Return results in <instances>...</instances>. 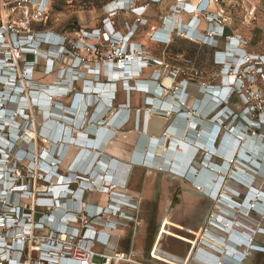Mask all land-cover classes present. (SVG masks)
Returning <instances> with one entry per match:
<instances>
[{"label": "built area", "instance_id": "built-area-1", "mask_svg": "<svg viewBox=\"0 0 264 264\" xmlns=\"http://www.w3.org/2000/svg\"><path fill=\"white\" fill-rule=\"evenodd\" d=\"M164 1L166 0H148L144 6L138 5L140 4V0H110L106 4L107 17L104 20L102 30L104 31L103 35L108 36L103 38V42L116 45L111 40L113 35L108 34L109 32L118 33L116 29L124 28L130 33L125 35V38L128 36V39L125 42L123 40L119 44L121 48L126 45L124 47V55L119 53L120 56L117 59L113 58V60L119 63L120 68L118 67L117 69L122 72L123 76L121 77L125 76L126 79L113 77V81H109V77H106V75L109 76L113 72V69H115L111 68V65H108L109 68L103 72V77L107 80L103 85L110 83L111 86H114L113 93L110 96L111 105L116 97V85L118 82L123 85L130 80H136V78L139 80L143 71L153 66V64L148 63L147 59L138 56L140 60L138 64L141 63V65H138L137 75H131L132 73L127 64L131 62L129 58L133 54H129L131 53L129 45L131 44L130 39H132L133 33L137 31L138 27L136 24L130 25L127 22L125 24L115 23L113 19L118 14L130 12L142 26L144 25L142 21H144L145 7L159 5ZM170 1L174 3L168 17L164 19V24L168 25L170 33L177 32L180 28L184 27L191 29L193 27L190 26L192 21L188 25H183L176 21V18L181 19V15L183 14H194L195 7L189 4V0ZM213 1L215 4L218 3V0ZM46 2L47 0H17L11 3L12 6L9 10H24L23 14L25 17H23L21 25L25 29L28 27L30 29L32 24L46 22L48 18V4ZM208 5L209 0H200L196 9L204 13ZM169 18H173V22ZM13 28L12 25L7 26L4 21L0 20V264H149L135 261L134 255L130 251L125 253L117 248L108 250L114 230L118 228L125 229L129 225L135 227L137 224L140 198L134 199L126 193L118 191L120 190L119 185L114 180H108L105 177L106 175L104 177L95 175L93 171L82 173L79 170L74 171L70 168L63 171L59 168V162L62 159L58 155L59 150L56 152V157H53L46 147L45 149L43 148L42 152L39 153V162L34 167L32 164L34 157L32 152L28 153L19 148V142L28 143L36 138L35 136L28 138V134L31 132L26 133L24 137H21V134L27 126V112L30 109L27 102L29 101V105L32 108L38 109L39 107L38 104L36 106L33 105V96L38 95V92L33 89V71L35 66H37V58L40 57L45 60V76L55 74L58 78L59 84L53 87L57 91L58 97L72 94L74 101L80 95L81 98L79 100L85 102V95L87 94L71 91L72 84L82 79L81 77L83 76V72L78 71L75 67L76 64L83 62L80 57L75 55V51L78 50L76 47L81 45L87 48H85V51L92 49L97 53L99 52L98 46L88 42L85 43V46L84 44L70 41L65 36L48 32H36L33 35L17 36L14 34ZM96 31L98 34L100 33V30H93L91 32L82 31L81 38H90L97 43L100 38L98 37L96 40L97 35L93 33ZM46 36H49L48 40L45 39ZM159 42L164 43L163 40ZM43 47L44 52L42 51ZM120 47L117 48L118 52L121 49ZM127 52L128 54H125ZM25 54H31L33 59L31 61H24L22 56ZM70 59L73 60L72 64H69ZM18 62H20V66H18ZM56 62L66 63L67 69L57 70L54 73V64ZM109 64L114 66L113 62ZM84 69L96 72V68L85 67ZM93 75L96 77L99 73ZM67 78L71 79L69 81L70 86L62 84L66 82ZM89 82L91 81H85L86 84ZM126 87L129 91L125 89V92H128L127 96H129V93L133 90L128 89V86ZM161 89L164 90L163 88ZM139 92L149 94L144 91ZM24 94L27 95V98ZM94 95L95 93H92L91 97ZM159 95L160 93H157V91L151 94V96ZM148 99L153 98L146 97L145 102ZM51 103L49 102L48 106H51ZM87 104L88 107L84 112L86 115L84 116L82 126H89L92 118L91 109L95 110L98 105L93 99L91 103L88 102ZM149 104L153 108L154 104L150 102ZM163 105L165 107V104ZM118 107V111L121 112L117 111L118 113L114 116H117L118 120L121 119L125 122L126 118L123 112L125 111V107L129 106L126 103L122 107ZM81 111L82 108L79 106L71 108L70 113L67 115L68 121H79ZM77 112H79V115L76 118ZM214 116L209 120H213ZM220 121H222L221 124ZM93 122L94 124L91 125L98 128L109 124V120L107 121L102 118L96 119ZM223 123L224 120H220V116L215 118L212 123L214 126L216 124L219 125L217 134L220 133ZM194 126L196 127V125ZM49 134L50 136H40L41 142L47 146L58 135L53 131L52 135L51 132ZM51 136L53 140H50ZM193 149L196 151L195 154L199 151L197 148ZM217 157L221 161V164L215 167L214 171L218 172L219 168L225 167L226 160L220 154ZM232 159L233 161H231ZM228 162L230 166L235 168L227 170L228 178L243 184L241 179L235 177V173L238 170L235 165H241L238 164V155L234 153ZM25 163L26 165L22 168L21 166ZM236 175L240 174L236 173ZM214 178L216 180H211L209 184L211 194L208 195L211 198L216 197L221 185L218 187V191L215 192V196H212V193L216 191V186H218L220 179H224L219 173L218 175L215 173ZM40 185H43L41 186L42 188L39 187ZM196 189L201 190L197 186ZM92 193L106 195L107 205L105 207H98L84 204V198ZM228 206L230 210L236 212H226L223 215L219 211V214H211L208 219V226L220 232H227L229 228L226 229V227L234 224L236 226V229L233 231L234 235L232 237L228 235L230 240L227 241V244H230L234 249L249 246L248 252H256L257 247L252 244L250 245L252 238L250 239L246 232H251L254 235H264L258 233L262 229L258 228L254 231V229L243 224L241 221H244V218H247L249 214L245 216L240 213L241 211L237 209V205ZM249 212L256 213L254 209ZM229 215L232 216V219L228 218ZM234 216L238 218H233ZM202 235L203 241L207 243L204 242L206 246L208 245L217 253L212 254L206 249L199 248L198 251H200L201 259H198V261L203 264L240 263V255L242 256L240 252H236V254L226 252L227 245L222 248L223 243H219L215 238L210 237L207 229L203 230ZM241 238L244 241H241ZM248 238L250 242H248ZM215 243L220 247L216 248L214 246ZM97 246L103 248V250L98 251L96 249ZM150 256L153 257V252H151ZM209 256H212V258ZM94 258H99L100 262H95ZM244 258L246 256L242 257V259Z\"/></svg>", "mask_w": 264, "mask_h": 264}, {"label": "rangeland", "instance_id": "rangeland-1", "mask_svg": "<svg viewBox=\"0 0 264 264\" xmlns=\"http://www.w3.org/2000/svg\"><path fill=\"white\" fill-rule=\"evenodd\" d=\"M15 1L17 0H0V20L4 21L7 24V26L12 25L14 27L13 30L15 31L14 32L15 35L17 36L28 35V34L33 35L36 32L39 33L48 32V33L59 34L60 36H65L70 41L78 42L84 45L85 43L88 42L92 45L98 46L99 52L97 53L95 50L92 49L85 51L86 47H82L81 45L76 47L78 48V50L75 51V55L80 57L83 62L82 63L80 62V64H76L75 67L77 68L78 71L83 72V76L81 77L82 79H79L77 82H74L72 84L71 91L73 92L76 91L78 93L81 91L80 93L87 94L85 95L87 100L88 98H91L92 93H95V95L92 96L93 101H96L98 104H101L102 102L104 106H106L105 110H107L106 112L107 117L105 116V120L111 118V116H114L116 113L121 112L118 111L119 109L118 102L121 92L125 94L124 99L126 100V98H128L127 96L128 92H125V89L127 88L126 86H135L136 85L135 83H137L138 79L136 78V80L134 79L125 82V84H123L122 87L119 85L120 83L118 82L117 92L115 95L116 100L112 102V105L109 103V101L108 102L105 101L104 97L102 96L104 95V93H100L103 91L102 87L107 86V85H103L107 82L106 78L103 77V72H105L106 69L109 68L108 65L112 66V64L109 63L113 62L114 66L119 64L117 63L116 60H113V58L117 59V57L120 56V54L124 55L123 53L125 50H122L123 48H121L120 50L122 51L118 52L117 48L120 47L119 44L123 42V38L125 39V41L128 38V36H126L125 38V35L130 34L124 28L116 29L118 33H115V37L119 39L118 41L114 42L116 45L107 44L103 42V38H106V36L103 35L104 31L102 29H103L104 20L107 17L105 6L108 3V0H47L46 3L48 4V15H47L48 18L46 23L44 25L32 24L30 29L29 27L25 29V27L21 25V21L23 20V17H25L23 14L24 10L22 9H17L15 11L9 10V8L12 6L11 3ZM147 2L148 0H140V4L138 5L144 6L146 5L145 3ZM188 2L191 6L195 5L194 7L196 8L200 0H189ZM173 3H174L173 1L166 0L157 6L150 5L148 7H145V13L143 15L144 21H142L144 25L142 26L137 22V19L130 12H125V14H121V15L118 14L113 19L115 23L117 22L119 24H122L126 21L128 24L130 25L136 24L138 27L134 36L132 37V39H130L131 44L129 45L130 48L133 44L138 45V47L136 49H130L131 53L129 54L143 57L144 59L148 60L149 64H153L151 68L152 71H149V68H147L146 69L147 71L143 73V76L140 75L141 80L143 81L147 80L145 82H148L149 78L155 76L154 75L155 73L160 76V77L158 75L157 77L155 76L154 82L156 84H160L161 86H163L164 90L161 91L159 96H151V95L149 96V94H152L154 91L156 92L158 88L154 91H149V92L145 91L149 93V94H145L146 97H152L153 99L162 102H166V99L170 97L168 101L169 104L176 107L179 106L176 110L171 111L170 108H167V110L165 109L163 105L165 103H163L162 104L163 106L160 108L159 105L161 104H158L156 106V104L150 102L154 104L153 105L154 109L152 107H149L148 110H152V111L165 110L166 112H169L168 115L170 116L171 124H174L176 120L174 118L177 117L179 114L189 111L188 113L189 118L186 121L184 120L185 121L184 123L187 125V122L192 121V119L197 120L196 127L194 126L192 129V131L196 133L195 136H192V139L196 140L199 137L198 135L203 131L201 122L204 120L213 123L214 120H209V118L198 113L197 112L198 108L193 107V104L195 102L198 103L197 101L203 100L208 93H211L208 91L209 88H216L226 85V83L223 82L224 77H228V78L233 77V80L231 82L232 84L230 85L232 91L230 97L226 101V103L222 104L221 110L218 111V113L223 111L222 113L223 115H220V119L224 120L223 125H221L220 136L222 138L220 142V147L223 145V142L225 141H227L228 143L227 147L229 146L234 148L233 145L235 144V142H237V148L241 147L245 142V138L247 141L249 140L248 136H251V138L254 139L252 143L253 144L252 147L255 145H259V142L255 140L256 137L260 138L259 141L264 144V128H263L264 127V79L262 78V75L264 76V0H218L217 4H215L213 0H209V5L206 12L201 13L199 12V10L195 9L193 11L195 12L194 14L192 15L183 14L181 15V19L176 18V21L180 22L183 25H188L190 21H192L190 26H192V24L194 23L195 25H193V29L195 31L197 30L203 37L211 40L210 42L207 40L203 41L200 38H195L194 36L188 35V33L186 32L187 27L180 28V30H178L174 34L170 33V38H169L170 41L168 40V43H159L157 41L155 42L153 40L152 34L154 33L157 34L156 31H158L159 29L162 30L164 28H167V30L170 32L168 25L164 24L165 23L164 19L165 17H168L169 11L171 10ZM192 17L193 19L191 20ZM169 19H171L173 22V18H169ZM93 30H100L99 34L97 31L93 32L95 35H97L96 40L98 37L100 38V40L97 43L93 42L90 38L89 39L81 38L82 31L91 32ZM154 37H156V35ZM233 40L237 41L238 49H239V52L236 53L238 56L236 57L235 55L234 57L241 60L239 64L231 62L229 63L228 66L224 63H220L217 60V55L218 54L223 55L224 53H227V45L232 43ZM42 51L44 52V47L42 48ZM125 54H128V52ZM244 55L248 60L254 59L255 56H259V59L257 61H249L248 63H250V65L248 64L247 70L241 71L239 76H235L237 66H239L246 60V59L245 60L242 59ZM22 57L24 61H31L33 59L31 54L30 55L25 54ZM36 61H37V66H35L33 71V80H34L33 89L38 92L37 95L38 97L40 96L42 98L43 96H46L47 100L51 99L50 103L52 101L53 102L51 103V106L45 108V110H43L40 106L38 107V109L32 108L29 105V101L27 102L30 109L27 112L28 114V118L26 119L27 126L25 128V131L21 134V137H24L26 133L31 132L34 134L36 138L35 140H32L31 142L28 143L19 142V148L25 152L27 151L28 153L32 152L34 156L32 164L34 167H36V164H38L39 162V156H40L39 153L41 150H43V148L45 149L46 147V149L50 152V154H52L53 157H56V152L58 150L57 147H60L59 143L57 142L58 135H56L55 137L56 140L55 139L53 140L50 137V140L53 141H51L49 146L44 145L41 142L40 136L45 137L46 135H48V132H51L52 134V131L56 132L57 134L60 133L61 132L60 127L61 128L64 127L65 123L67 124L66 128L69 129V134L71 133V135L73 136L75 135L78 137H79V132L87 133L89 132V129L95 130L97 127L91 125L94 124L93 122L94 120H92V118L91 121L89 122V126L86 125L82 126L84 121V116L86 115L85 113H82L83 116L80 115V120L76 122L66 121L61 118L60 116L62 114L61 107H59L57 103L58 100H61L63 98L58 97L57 94L49 91V90L51 91L54 90L53 87L59 84L58 78L56 77L55 74H51L48 76L44 75V69H45L44 59L38 57ZM256 63L258 64L257 67L260 68L261 71L257 67L254 69L250 67L251 65H255ZM18 66H20V62H18ZM85 67L96 68V72L87 71L86 69H84ZM111 68L114 67L112 66ZM65 69H67L66 63L56 62V64H54V73L57 70H65ZM114 70H116V68ZM97 73H99V75L95 77L93 74H97ZM171 76L173 77L172 79L169 78ZM69 81H71V79L67 78L66 82L62 84L68 86ZM85 81H91L89 82L88 88H86L87 84L85 83ZM109 81H113V80L109 78ZM97 83H102V84H97ZM182 83H186L187 85H189V87L186 89L187 93L184 94L183 101H181V99L176 94V92H178L177 89L179 88V85ZM94 86L98 88V90L96 89L91 90ZM89 87L91 89H89ZM200 87H205L206 89L200 90L199 89ZM111 90L113 91L114 87ZM134 92L135 91H131V93ZM136 93L141 95V97L143 98V94H142L143 92L137 91ZM24 96L27 98L26 94H24ZM71 97L72 94L66 96V98H71ZM174 99H176L175 103H174ZM139 101L138 103H140ZM169 104H167V107H169ZM33 105L36 106L37 104L33 103ZM124 110L125 111L122 112L125 113V118H126L125 120L128 119L127 121L129 122L130 116H132V118L135 119L134 128L137 129L139 112L138 111L134 112L132 107L130 108L127 107ZM67 113L69 114L70 112L67 111ZM144 113H145V120L144 122L142 121V123L145 126L148 121L149 113L145 111ZM245 113H247L249 118L252 120V124L257 123V124H261V126H258L256 128L251 126L250 123L244 121L243 114ZM78 115L79 112H77L76 118L78 117ZM141 116L140 118H142ZM159 118L162 119V117ZM156 119L149 117L148 126L157 128L158 129L157 132H158L164 126L163 123L165 122L163 120H158V119L156 120ZM172 119H174V121H172ZM85 124H87V122H85ZM121 127H122L121 124L114 125L113 126L114 132L118 134L123 133L121 131ZM238 127H240L239 129L240 132L242 131L241 135L239 134V131H237ZM168 129L159 131L158 133L159 135H157V139L161 138L164 140L163 142H167V143L166 144L163 143L162 148L161 146L158 147L160 148V151L159 150L158 152L155 151L159 155L166 154L165 157L167 156L166 153L167 147L165 145H168L169 143L171 145V142L174 139L173 138L174 136L168 132ZM187 130H188L187 126L184 127L183 130L184 134L188 135L189 132ZM207 131H209V129H207ZM245 134L248 136H245ZM215 137L216 134L214 138ZM182 139H184L185 141L183 135L180 140ZM214 140H212L210 146V148L213 149L216 148L212 145L213 142H215ZM203 141L208 142L206 135H204ZM66 143H67L66 144L67 147L70 146L74 149L77 148L78 150H80L79 147H82L81 151L84 150V147L87 148V150L91 148H95V146L93 144L91 145L90 143L78 144L74 139L68 140ZM31 145H33V147H31ZM157 146L158 145H156L155 148H157ZM196 147L199 148L200 152H203L204 156H207L206 152L210 151V150H206L207 148H209L208 143L206 144L207 148H204L201 145L199 146L198 144H196ZM145 150L146 148L145 149L142 148V152H144ZM172 150L171 151L174 153L175 146L172 148ZM262 151H263V145H261L260 148V152ZM210 153H213V156L214 155L219 156V153H214L213 151H210ZM236 154L237 153L235 152V155ZM237 155H238V164H241L240 167H243V170L240 173L243 176H246L250 168L248 164H246L247 165L246 167L245 164L239 161L241 159L239 158V154ZM209 157L211 158V156ZM250 157L253 156L250 155ZM77 160L78 159L75 160L76 164L80 161ZM250 160L252 162L250 163L251 165L250 167L255 170L257 169L258 171V172H254L257 175H256V181L254 182L253 185H256L257 188H260V190L264 191V179L262 176H260L259 168H258V166L261 165V163L253 159ZM211 162L217 164V161H214V158L211 159ZM253 163H255L256 165H254ZM25 165L26 163L21 167L24 168ZM18 166L20 167V165ZM226 168L228 167H225V172H219V175L222 176L224 179H227L229 176L227 175ZM236 173H239V170H237ZM236 173H235V177H236ZM252 176H254V174ZM214 179H215L214 176L211 177V180ZM247 198L248 196L245 198V200L242 201L241 203L242 206L244 205V202H246ZM257 216L258 218L256 219L251 217L250 214L247 216V218H244V221L241 220L240 221L249 228L255 230L260 228L264 230V217L260 218L259 215ZM233 218H238V217L234 216ZM163 223H164V227L161 229L159 228L160 234L158 235L159 239L164 235V238L162 240L163 249H166V251L171 253H176L179 255L180 253L183 254L186 250V247L182 240H184V238L186 239L188 238L187 233L179 229L176 230L167 229L166 228L167 226L177 227L173 225L168 218H164ZM136 225L135 227L133 225H129L128 228H125L129 230L128 236L126 238V241L123 242L120 248L122 249L123 252L125 251L128 252L129 249H132L137 255L136 258H134V260L139 261L140 260L138 257L140 255L139 250L144 246L145 242H143L141 236V228L139 227L138 224ZM149 227L150 224L145 225V239L148 240V242L152 240L155 234V230L157 229V227H159V225L153 224L151 225V229H149ZM262 230H259L258 233L264 234V231ZM224 239L226 242L230 240L228 236H225ZM131 241H132V245H131ZM226 242L224 243L226 244ZM248 242H250L249 238H248ZM253 242L255 245L260 246L259 248L262 251H264L263 248L264 235H260V234L256 235ZM174 249L179 251L180 253H178ZM249 253H250L249 256L246 257V260L243 262V264H263L264 256H261L260 252H249ZM153 257L155 259L157 258L158 260L164 261L166 263L171 262L173 264H183V263L171 261L168 257L163 256L160 253L158 254L157 248H155ZM94 261L100 262V259L94 258Z\"/></svg>", "mask_w": 264, "mask_h": 264}, {"label": "crops", "instance_id": "crops-1", "mask_svg": "<svg viewBox=\"0 0 264 264\" xmlns=\"http://www.w3.org/2000/svg\"><path fill=\"white\" fill-rule=\"evenodd\" d=\"M88 86L89 83L86 85V88H88ZM89 89L91 88L89 87ZM91 90H93V88ZM116 91H117V85H116ZM156 91L158 93H161L162 89L158 88V90ZM136 92L137 91L131 93V96H128V99L126 98V100L124 99L125 94L121 92L118 106L122 107L127 103L129 107L133 108L134 112L138 110L139 119L137 121L138 122L137 129L134 128L135 119L132 118V116H130L129 122L127 121L128 119L125 122H123L121 119L118 120L117 116H113V117L111 116V118L107 119V121L109 120V124L100 128L96 127L95 130L90 129V131L87 133L79 132V137L75 135L73 136L71 135V133L69 134V129L66 128L67 127L66 123L64 127L62 128L60 127L61 132L58 133V140H57L60 147L57 148H59L58 150L60 152L59 157H62V159L60 158L61 161L59 162V168L62 169L63 171H66V169L70 168L73 169L74 171L79 170L82 173H88L90 171H93L95 175H99L103 177L106 175L105 177L108 176L107 179L112 180L111 178H113L114 180H116L115 182L117 184L119 183L118 185L120 187V190L118 191L126 193L127 195L133 198H140L141 204L139 205V211L137 213V218H138L137 222L139 224V227L141 228V236L145 244L139 250L140 255L138 257L140 260L137 262L156 264V262L153 263L148 261V259L150 258L151 250L156 241V236L154 235L152 240L148 242V240L145 239V225L146 224L149 225L151 223L159 225L160 223L163 222L164 218H168L173 225L177 226V227H167L168 229H172V230L182 229V231L184 232L197 231L201 227L203 220L207 215L209 209L212 206L221 207L217 201L218 197H215L216 199L211 198L209 197L208 193H205L204 191L205 189L210 190L209 184L211 181V177L213 176L215 177L214 172L211 173L207 169L205 171V168H207L208 166L210 167L209 165L210 163L213 164V162H211L212 158H214V161H217V164H220V161L218 159H215L213 153L210 152H206L207 156H204V154H202L200 151H198L195 154L196 151L192 149V147L195 149L197 148L195 144L189 143L188 141H184V144L182 143L184 147L185 146H187L188 148L190 147L187 153L189 154L191 152L192 154L190 153V155L195 157L196 162L198 161V163H200V161H202L203 159L204 166L199 167V169H201V171H204V174L206 173L209 174V180L204 181L199 178L193 179L194 182L197 183V185L201 188V190H196V188L193 186V183L190 182L191 179L188 177L189 171L186 166H188L191 157H188L187 154L186 156L188 158V164L184 167L185 176L180 174L178 175V173L170 171V169L167 168L163 169L162 167H158V166L155 167L154 165H151L150 163L155 162V160L161 161L166 155V154H161V155L157 154L158 150L160 151V148L158 147L161 146L162 148L163 143L165 144L167 143V142H163L164 140L161 138L157 139V135H159L158 134L159 131L166 130L170 127L168 129V132L173 136H175L176 134L174 132L176 130L183 132L184 130L183 126L184 125L185 127L188 126V124L190 122L192 123L194 119H192V121L190 122H187L186 125L184 122L189 118L188 117L189 111L188 112L186 111L185 113L179 114L175 118L173 117L176 120L174 124H171L170 116L168 115L169 112L166 111L162 112V110L159 111L148 110L149 107H151L149 102L154 101L156 102V105L161 104L159 106H162L163 103L162 101L160 102L159 100L156 99H148L146 100L147 102H145L146 95L142 93L143 94V98H142L141 95H139ZM182 93H186V91H183ZM150 95L151 94H149V96ZM102 96L104 97L106 102H108L109 100L111 101V97L108 95V92L107 93L105 92V94ZM62 98L63 99L58 100L57 103L59 107H61L62 114L60 116L62 119L68 121L67 111H70V109L73 106V105L71 106L72 97L66 98V96H64ZM80 98H81L80 95L76 97L72 104L74 103L77 104L78 102H82L79 100ZM169 98L166 99V102H164L165 105L169 103L168 102ZM175 100L176 99H174V102H176ZM138 101L140 103H138ZM88 102L89 103L92 102V97L89 98L88 101L86 99L84 103L82 102L83 103L82 105H78L79 107L81 106L82 108L81 115L82 113L85 112V109L88 107L87 104ZM169 106L171 105L169 104ZM105 107L106 106H104V104L101 102V104L97 105L95 110L91 109L92 120H96L99 118L105 119V116L107 117V113H106L107 110H105ZM144 111L149 113L148 114L149 117H152L153 115L154 116L156 115L157 118L162 117L161 120H163L165 123H163L164 126L162 125L163 127L158 132H157L158 130L157 128L148 126L149 117L147 124L144 126V124L142 123V121L144 122L145 120ZM140 116L142 118H140ZM174 119H172V121H174ZM196 121L197 120L195 119V122ZM195 122L193 123L196 124ZM120 124L122 126L121 131L123 133L118 134L114 132L113 126ZM210 132L212 134V131ZM47 136H50L49 132ZM51 138L53 137L51 136ZM71 138L74 139L75 141H78L80 144L81 143L93 144L95 148H91L87 150V148L84 147L83 152L86 151V154L81 155L82 147H79L80 150H78L77 148L74 149L70 146L69 147L66 146L65 143L68 140H71ZM156 145H158L157 148H155ZM165 146L167 147L166 151L170 149L169 148L170 143ZM202 147H205V144L202 145ZM142 148L143 149L146 148V150L142 152ZM231 150L233 149L231 148ZM147 151L150 153H148ZM136 153H138V155H136ZM176 155L178 157H176ZM233 155H229V156L232 157ZM209 156H211V158ZM135 158H137L138 160ZM179 158H180L179 153L175 154V158L173 162L175 161L176 163L177 160H179ZM76 159L80 160L77 164L75 161ZM228 159L225 158L226 160L225 164L227 166H228ZM205 163H206V167H205ZM235 166L237 167V165ZM180 167H182V165H180ZM225 167H222L223 172L225 171L224 170ZM222 168H220L219 170H222ZM226 169L229 171L235 168L233 166H230V169L228 168ZM238 170L239 172H241L243 169L240 168ZM196 174H199V171ZM109 176L112 177L109 178ZM230 182L231 180L229 178L224 179L223 182L222 180H220L218 182V186H216V189L218 190L219 189L218 187L221 184L222 186L231 188ZM41 186L43 185H40L39 187ZM219 194L226 195L229 197V192H227L226 190L220 189ZM250 200H248L247 202H250ZM83 202L84 204L91 206L105 207L108 201L106 195L92 193V194H88L84 198ZM127 212L129 211L127 210ZM213 212L219 214V212H217L215 208ZM257 215H259L260 218L264 217V204L262 205V214L260 215L259 213H257ZM128 231H129L128 229H124V228H118L114 230L112 233L113 236L111 237L108 250L117 248L118 250L122 251L120 246L123 244L124 241H126V238L128 236ZM211 232L214 234H209L210 237L215 238L219 243H224L223 238H220L219 235H217V233H220V231H216L213 229ZM162 240L160 241V246L163 249ZM184 245L186 247V250L183 254H181L179 251L174 249L175 251L180 253V255L176 253L168 252L166 251V249L163 250L170 255L176 256L179 259H183L187 256V249H188V246L186 244ZM96 249L98 251L103 250V248L101 247H96ZM129 251L134 255V258H136L137 255L135 254V252L132 249H129ZM128 252L125 251V253Z\"/></svg>", "mask_w": 264, "mask_h": 264}, {"label": "bare ground", "instance_id": "bare-ground-1", "mask_svg": "<svg viewBox=\"0 0 264 264\" xmlns=\"http://www.w3.org/2000/svg\"><path fill=\"white\" fill-rule=\"evenodd\" d=\"M193 6V5H192ZM195 6V5H194ZM193 6V7H194ZM196 9V8H195ZM194 24V23H193ZM193 26V25H192ZM167 27V26H166ZM157 32V34H155L156 35V37H154L155 35L154 34H152V36H153V40L156 42H159V41H164V43H168V40L170 41V32L167 30V28H164V29H162V30H158V31H156ZM186 32L188 33V35H191V36H194L195 38H200V39H202L203 41L204 40H207V41H211V40H209V39H207V38H205V37H203L197 30L195 31L194 29H193V27L191 28V29H189V28H187L186 29ZM109 35L111 34V35H113L112 37H111V40L113 41V42H115V41H118L119 39L117 38V37H115V32L113 33H111V32H109L108 33ZM120 35V34H119ZM106 36H108V35H106ZM48 38H49V36H46L45 37V39L46 40H48ZM128 39V38H127ZM126 39V40H127ZM123 40H124V42H125V39L123 38ZM94 42V41H93ZM160 43V42H159ZM126 45H124V46H122V50H124V47H125ZM130 47V46H129ZM138 47V45H136V44H133L132 46H131V48L130 49H136ZM121 48V47H120ZM122 50H120V51H122ZM237 52H239V49H238V43H237V41H235V40H233L232 41V43H230V44H228L227 45V53H224L223 55H220V54H218L217 55V60L220 62V63H224V64H226V65H228L229 66V63H231V62H233V63H240V60L238 59V58H236L238 55L236 54ZM236 55V57H234ZM130 59H131V62L129 63V64H127L128 65V68H129V70H131L130 72L132 73L131 75H137V70H138V65L140 64L141 65V63H139L138 64V62L140 61L139 60V58H138V55H133V56H130ZM129 59V60H130ZM113 66V65H112ZM111 66V67H112ZM227 66V67H228ZM114 68H116V70H114L113 69V72H111V74L109 75V76H107L106 75V77H109V78H111V79H113V77H115V78H120L121 76H123L122 75V72H120V71H118V67H119V65H116V66H113ZM156 77H157V75L158 74H154ZM155 76H154V79H155ZM121 78H123V79H126V77L124 76V77H121ZM170 79H172L173 77L171 76V77H169ZM232 80H233V77H230V78H228V77H224L223 78V82L224 83H226V85H224V86H221V87H216V88H207L208 89V91L209 92H211V93H208L206 96H205V98L203 99V100H200V101H197L198 103H194L193 104V107H195V108H198V110H197V112L198 113H200V114H202V115H204L205 117H207V118H209V119H211V118H213V116H214V119L213 120H215V118H217L218 116H220V115H222V113L223 112H220V113H218V111H220L221 110V108H222V105L221 104H224V103H226V101L229 99V97H230V94H231V87H230V85L232 84L231 82H232ZM234 83V82H233ZM136 85L135 86H128V89H131V90H133V91H154V90H156L157 88H158V85L155 83V82H152V81H148V82H143V81H139V80H137V83H135ZM121 86H122V84H121ZM114 86H111L110 85V83L107 85V86H103L102 87V89H103V91L102 92H100V93H107L108 92V95L109 96H111V93H112V91H111V89L113 88ZM189 87V85H187L186 83H182V84H180L179 85V88L177 89L178 90V92L176 93L177 94V96L181 99V101H183L184 100V94L185 93H182L183 91H186V89ZM86 89V88H85ZM93 89H96V90H98V88H96L95 86L93 87ZM200 90H202V89H206L205 87H200L199 88ZM158 90V89H157ZM160 90V89H159ZM50 92H54L55 94L57 93V91H55V90H49ZM117 92V91H116ZM186 93H187V91H186ZM205 94V93H204ZM40 95V94H39ZM106 98V97H105ZM89 99V98H88ZM178 99V98H177ZM50 100L51 99H48L47 100V97L46 96H43L42 98L39 96H33V103H36V104H38L43 110H45L44 108H48V107H50V106H48V103L50 102ZM103 100V99H102ZM88 101V100H87ZM110 101V100H109ZM161 102V101H160ZM159 102V103H160ZM171 102V101H170ZM173 102V101H172ZM73 103V98L71 99V104ZM79 103V102H78ZM76 104V103H74L73 104V106H72V108H75V107H78V105H82L83 103H79V104ZM110 103V102H109ZM153 103L154 104H156V102H154L153 101ZM175 103V102H174ZM152 104V103H151ZM169 104V103H168ZM221 105V106H220ZM157 106V105H156ZM44 107V108H43ZM81 107V106H80ZM179 107V106H178ZM178 107H176V106H169V107H167V105H165V109L167 110V108H170L171 109V111L172 110H176ZM159 109V108H158ZM157 111V110H156ZM165 111V110H164ZM169 111V110H168ZM163 112V111H162ZM173 113V112H172ZM182 116V115H181ZM159 117V116H158ZM184 117V116H183ZM243 119H244V121H246V122H248V123H250L251 124V126H253V127H258V126H261V124H257V123H253L252 124V120L249 118V116H248V114L247 113H245V114H243ZM152 118L153 119H156L157 117H156V115L154 116H152ZM224 118H226V117H224ZM157 119H160V118H157ZM161 120V119H160ZM206 120V119H205ZM221 120V119H220ZM193 122H195V119L193 120ZM189 123L188 124V126H187V129L189 130H187L188 132H189V134H188V136H187V134H184V131L183 132H181V131H175L174 133L177 135H175L173 138V140H172V142H171V148H173L174 146H175V150H174V153L173 152H170V151H168L167 150V156L166 157H164L161 161H156L155 160V158H154V160H155V162H153V163H150L151 165H154L155 167L156 166H158V167H162L163 169H165V168H167V169H170V171H173V172H176V173H178V175L180 174V175H184V173H185V170H184V167L188 164V158H187V156H186V154L188 155V157H192L191 155H190V153L188 154L187 152L189 151V149H190V147L188 148L187 146H183V144H184V139H182V140H180L181 139V137H182V135L184 136V138H185V141H189V142H192V143H194L195 145L196 144H198L199 146L201 145H204L205 144V147L204 148H207L206 147V144L208 143L209 144V148H207L206 150H210V151H213L214 153H219L221 156H223L224 158H229L230 156L229 155H233V153L234 152H236L237 154H239V158L241 159V160H239V161H241L243 164H248V166H249V168H250V170L251 171H253V172H258L257 171V169L255 170V169H253V168H251L250 166V163H252L251 162V160L250 159H253V160H256V161H259L260 163H261V165H259L258 166V168H259V173H260V176H262L263 177V179H264V144L262 143V142H260L259 140H260V138H255V140H257V142H259V145H255V146H253L252 147V143H253V141H254V139L253 138H251V136H248V135H246L245 134V136H248L249 137V140L247 141L246 140V138H245V142H244V144H243V146H241V147H238L237 148V142H235V144L233 145L234 146V148H232V147H227V145H228V143H227V141H225V142H223V145L220 147V150H218V148H210V146H211V143H212V140H214L215 138H214V136H215V134L216 135H219L220 133H218L217 134V132H218V130H219V127L217 128V126H219V125H215L214 126V124H212L210 121L209 122H207V121H202L201 122V125H202V133H200L198 136L200 137H198L196 140H193L191 137L192 136H195V132H193L192 131V129H193V127H194V125H196V124H194V123ZM222 122V121H221ZM221 122H220V124H221ZM195 123H197V122H195ZM249 124V125H250ZM184 127H185V125L183 126V129H184ZM264 128V127H263ZM207 129H209V131H207ZM238 130L237 131H239V134L241 135L242 134V131L240 132V127H238L237 128ZM89 131H90V129H89ZM210 131H212V134L210 133ZM235 131V130H234ZM237 133V132H236ZM204 135H206V137H207V141L208 142H205V141H203V137H204ZM191 136V137H190ZM243 136V135H242ZM34 137V134L33 133H29L28 134V138H33ZM197 137V136H196ZM217 137V136H216ZM72 139V138H71ZM93 142V141H92ZM231 142V141H230ZM76 143H78L79 144V142L78 141H76ZM183 143V144H182ZM241 143V142H240ZM21 144V143H20ZM65 144H67V143H65ZM82 144V143H81ZM92 145V144H91ZM261 145H263V151L262 152H260V148H261ZM65 146V145H64ZM231 148L233 149L232 151H231ZM62 149V148H61ZM151 149V148H150ZM65 150V149H64ZM237 150V151H236ZM173 151V150H172ZM229 151H231V152H229ZM42 151H40V153H41ZM148 152V151H147ZM229 152V153H228ZM148 153H150V152H148ZM179 153V160H177V162L175 163V161L173 162V160H174V158H175V154H178ZM192 154V153H191ZM236 154V155H237ZM136 155H138V153H136ZM190 155V156H189ZM250 155H252L253 157H250ZM176 157H178L177 155H176ZM147 158H149V157H147ZM146 158V159H147ZM151 158V157H150ZM153 158V157H152ZM135 159H137V158H135ZM244 161H243V160ZM138 160V159H137ZM229 160V159H228ZM261 160V161H260ZM149 161V160H148ZM139 162V161H138ZM143 162V161H142ZM179 163V164H178ZM138 164V163H137ZM140 164V163H139ZM146 164V163H145ZM254 165H256L255 163H253ZM180 165H182V167H180ZM189 165V164H188ZM225 166H227V165H225ZM228 166H229V168L228 169H230V164H229V162H228ZM227 166V167H228ZM154 167V168H155ZM187 167V166H186ZM216 167V166H215ZM246 167H247V165H246ZM188 168V167H187ZM186 168V169H187ZM238 169H243V167H237ZM161 169V168H160ZM220 169V168H219ZM218 169V170H219ZM189 170V169H188ZM224 170H225V168H224ZM165 171V170H164ZM219 172H223V168H222V170H219ZM225 172V171H224ZM190 173V172H189ZM240 173V172H239ZM187 175V174H186ZM257 175V174H256ZM185 176V175H184ZM108 177V176H107ZM189 178H191L190 177V174H189V176H188ZM236 177L237 178H239V179H241L243 182H245V183H249V182H251L250 181V179H247L246 177L247 176H243L241 173H240V175H236ZM109 178H111L110 176H109ZM115 178V177H114ZM251 178V177H250ZM112 179V178H111ZM195 179V178H194ZM199 179H201V176H199ZM108 180H110V179H108ZM112 180H114V179H112ZM115 181V180H114ZM119 184V183H118ZM253 188V187H252ZM256 189V188H255ZM197 190V189H196ZM205 191V193H208L209 195L211 194V190H208V189H205L204 190ZM218 190L216 189V191H214L213 193H212V196H215V192H217ZM254 192H252V193H250L249 195H248V198H247V200H246V202L244 203V206H241L240 207V209H241V213L243 214V215H246L247 213L249 214V211H251V210H253L254 209V211H256L257 213H259L260 215L262 214V205L264 204V191H261V190H258L257 192L255 191V190H253ZM200 192H202V191H200ZM225 193V192H224ZM232 194H233V191L231 192ZM223 194V193H222ZM227 194V193H226ZM231 194V195H232ZM235 194V193H234ZM234 196V195H233ZM251 199V200H250ZM248 200H250V202H247ZM262 201V202H261ZM228 202V201H227ZM226 204V203H225ZM247 212V213H246ZM246 213V214H245ZM235 225L234 224H230L229 225V227L227 226L226 227V229L227 228H229V235H230V237H232L233 235H234V233H233V230L235 229ZM241 241H244L242 238H241ZM227 248L229 249V247H228V245H227ZM247 248H249V246H247ZM228 249H226V250H228ZM257 249V251L258 250H261L259 247H257L256 248ZM255 249V250H256ZM228 253H229V251H227ZM230 254H232V253H230ZM242 254V257H244V256H246L244 253H241Z\"/></svg>", "mask_w": 264, "mask_h": 264}, {"label": "flooded vegetation", "instance_id": "flooded-vegetation-1", "mask_svg": "<svg viewBox=\"0 0 264 264\" xmlns=\"http://www.w3.org/2000/svg\"><path fill=\"white\" fill-rule=\"evenodd\" d=\"M220 133H221V131H220ZM221 136H220V134L215 138V142H213V146L214 147H216V148H218V150H220V142H221ZM217 145V146H216ZM192 149H193V147H192ZM197 149H199L198 147H197ZM201 151H203V150H201ZM209 152V151H208ZM202 154H203V152H201ZM218 153V152H217ZM197 157V156H196ZM215 157V159H218V157L217 156H214ZM235 157V156H234ZM204 158V157H203ZM219 160V159H218ZM220 161V160H219ZM231 161H233V159L231 160ZM220 164H221V161H220ZM220 164H216V163H210L209 165H210V167L208 166L207 168H205V171H206V169L209 171V172H215V173H219V171L217 172V171H214V168H215V166L217 167V166H219ZM202 166H204V162H203V159H202V161H200V163H198V161L196 162V160H195V157L194 156H192L191 158H190V161H189V165L187 166L188 167V171L190 172L189 174H190V182L191 183H193V186L196 188V186L197 187H199L198 185H197V183H195L192 179H194V178H199V176H201L202 178H201V180H206V181H208L209 180V174L208 173H206V174H204V171H201V169H199V167H202ZM197 167V168H196ZM205 167H206V163H205ZM199 171V174H196L197 172ZM254 174V176H252ZM247 177V179H250V181L251 182H249L248 184L247 183H245V182H243V184H241L240 182H236L234 179H230L231 180V188H229V187H225V186H222V184H221V187H220V189L221 190H226L227 192H229V197L228 196H226V195H222V194H219V191H220V189H219V191H218V194L216 195V197H218V199H217V201H218V203H219V205L221 206V207H219V206H212L210 209H209V211H208V213H207V215L205 216V218H204V220H203V223H202V225H201V227L197 230V231H195V232H192V231H187L186 233H187V235H188V238L186 239V238H184V240H182L183 242H184V244H186L187 246H188V249H187V256L185 257V258H183V259H179L178 257H176V256H173V255H170V254H168V253H166L162 248H161V246H160V241L163 239V237H164V235L159 239V234H160V230H159V228L161 229V228H163L164 227V223L162 222V223H160L159 224V227H157V230H156V233L154 234L155 236H156V241H155V243H154V246H153V248H152V250H151V252H155V248H157V251H158V254L160 253L161 255H163V256H166V257H168L171 261H174V262H178V263H183V264H203L202 262H200V261H198V259H201L200 258V251H198V249L199 248H202V249H206V250H208L209 252H211L212 254H215V253H217L215 250H213V249H211L208 245L206 246V242L205 241H203L204 239H203V235H202V232H203V230L204 229H207L208 231H209V234H214V233H212L211 231L213 230V228H211V227H209L208 226V219L210 218V215L211 214H214L215 212H213V210H214V208L219 212V211H221L222 212V214L223 215H225L226 214V212H233V213H235L236 211H232V210H230L229 209V206L228 205H231V206H236L237 205V209H239V211H241L240 210V206H242L241 205V203H242V201L243 200H245V198L250 194V193H252V192H254L253 190H255L256 192L258 191V190H260V188H257L256 187V185H253L254 184V182L256 181V174L253 172V171H250L249 170V172L247 173V175H246ZM251 177V178H250ZM224 181V179L222 180V182ZM253 187V188H252ZM256 188V189H255ZM233 191V194L231 193ZM263 191V190H262ZM235 193V194H234ZM232 194V195H231ZM234 195V196H233ZM244 198V199H243ZM214 199H216V198H214ZM228 201V202H227ZM262 202V201H261ZM226 203V204H225ZM245 203V202H244ZM140 204H141V202H140ZM244 206V205H243ZM241 213V212H240ZM247 213V212H246ZM251 214V217H253V218H258V216H257V213H252V212H249V215ZM228 218L229 219H232V216L231 215H229L228 216ZM137 224H138V222H137ZM139 225V224H138ZM151 225H153L152 223L150 224V227H149V229H151ZM137 226V225H136ZM167 227H169V226H167ZM166 227V228H167ZM168 229V228H167ZM179 230H182V229H179ZM215 230V229H214ZM255 230V229H254ZM217 231V230H216ZM234 231V230H233ZM264 231V230H263ZM229 232V231H228ZM228 232H220V233H217V235H219V237L220 238H222L223 237V240H224V242H226L225 241V239H224V237L225 236H228L229 235V233ZM224 235V236H223ZM248 235H249V238H252V240H251V242H250V245L252 244V245H254V246H256V247H260V246H258V245H255L254 244V242H253V240H254V238L256 237V235H254V234H252L251 232H249L248 233ZM166 236V235H165ZM206 244H205V243ZM131 245H132V241H131ZM226 245H228V247H229V249L226 247V249H228V250H226V252L227 251H229V253H232V254H236V252H240V253H244V251H245V255H246V257H248L249 256V252H248V250H249V248H247V246H245V247H237V248H233L230 244H227V242H226V244L225 243H223V245L221 246L222 248H224V246H226ZM214 246H216V248L217 247H220L217 243H215L214 244ZM264 248V247H263ZM257 252V251H256ZM262 254H264V251L263 252H261ZM151 254V253H150ZM209 257H211L212 258V256H209ZM246 260V258H244V259H242V256L240 255V263H238V264H243V262ZM148 261H150V262H153V263H155L156 262V264H173V263H171V262H169V263H166V262H164V261H161V260H158L157 258L155 259L154 257H151L150 256V258L148 259ZM234 264V263H233Z\"/></svg>", "mask_w": 264, "mask_h": 264}, {"label": "trees", "instance_id": "trees-1", "mask_svg": "<svg viewBox=\"0 0 264 264\" xmlns=\"http://www.w3.org/2000/svg\"><path fill=\"white\" fill-rule=\"evenodd\" d=\"M110 0H108V2H109ZM151 6H157V5H151ZM47 21V20H46ZM46 23V22H45ZM45 23H41V24H39V25H44ZM126 23V21L124 22V23H122V24H125ZM36 25V24H35ZM174 34V33H176V32H171V34ZM134 34H135V32L133 33V36H134ZM41 36V35H40ZM259 59V56H255V58L254 59H252V60H249V61H257ZM73 63V60L72 59H70L69 60V64H72ZM249 65H250V63H248ZM248 64H247V67H248ZM258 66V64L256 63L255 65H251L250 67L252 68V69H254V68H256ZM151 68L152 67H149V71H152L151 70ZM258 68V67H257ZM260 71H261V69L260 68H258ZM147 70H144L143 71V73L144 72H146ZM249 72V71H248ZM143 73L141 74V76H143ZM140 76V77H141ZM160 77V76H159ZM262 78L264 79V76L262 75ZM154 77H152V78H149V80L148 81H152V82H154ZM139 80H141V78H139ZM168 80V79H167ZM141 81H143V80H141ZM145 81H147V80H144V82ZM120 86H121V84H119ZM159 86H158V88H163V86H161L160 84H158ZM131 93V92H130ZM129 93V96H131V94ZM158 93V92H157ZM72 99V98H71ZM52 135V134H51ZM261 254V256H264L262 253H260ZM263 264H264V262H263Z\"/></svg>", "mask_w": 264, "mask_h": 264}, {"label": "water", "instance_id": "water-1", "mask_svg": "<svg viewBox=\"0 0 264 264\" xmlns=\"http://www.w3.org/2000/svg\"><path fill=\"white\" fill-rule=\"evenodd\" d=\"M87 144H88V143H87ZM171 150H172V148H171V145H170V149H169V151L172 152ZM209 152H210V151H209ZM84 154H86V151H84V152L82 151V152H81V155H84ZM257 252H260V253H261V252H263V251H262V250H258Z\"/></svg>", "mask_w": 264, "mask_h": 264}]
</instances>
